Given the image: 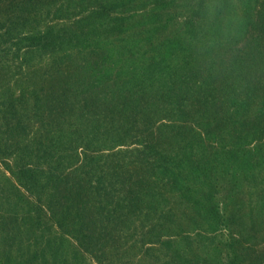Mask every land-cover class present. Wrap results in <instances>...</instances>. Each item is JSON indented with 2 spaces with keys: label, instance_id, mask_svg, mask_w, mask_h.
<instances>
[{
  "label": "rangeland",
  "instance_id": "374dc122",
  "mask_svg": "<svg viewBox=\"0 0 264 264\" xmlns=\"http://www.w3.org/2000/svg\"><path fill=\"white\" fill-rule=\"evenodd\" d=\"M0 264H264V0H0Z\"/></svg>",
  "mask_w": 264,
  "mask_h": 264
}]
</instances>
